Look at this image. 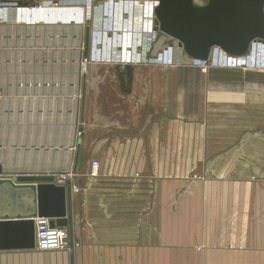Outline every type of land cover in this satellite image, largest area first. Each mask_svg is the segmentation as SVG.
Segmentation results:
<instances>
[{
  "label": "crops",
  "instance_id": "0c3cea01",
  "mask_svg": "<svg viewBox=\"0 0 264 264\" xmlns=\"http://www.w3.org/2000/svg\"><path fill=\"white\" fill-rule=\"evenodd\" d=\"M52 1L0 0L1 157L71 174V249L0 250V264H264V68L104 62L143 56L102 11L112 0ZM14 5L50 9L28 24ZM94 8L107 24L87 64L69 27Z\"/></svg>",
  "mask_w": 264,
  "mask_h": 264
},
{
  "label": "water",
  "instance_id": "95a60500",
  "mask_svg": "<svg viewBox=\"0 0 264 264\" xmlns=\"http://www.w3.org/2000/svg\"><path fill=\"white\" fill-rule=\"evenodd\" d=\"M155 1L151 25L155 34L145 44L148 49L136 44V48L130 47V52L138 49L142 55L150 57L174 46L175 42L186 54L198 59H208L215 50L245 56L254 46L264 49V0H208L206 4L197 0ZM70 25L76 33L85 30L84 56L90 58V26L85 25L84 29L82 24ZM87 69L85 66V75ZM1 116L4 114L0 107ZM11 121L14 120L0 119V134L4 124H12ZM74 121L72 119V125ZM82 130L83 127H79V131ZM2 142L0 138V250L35 248V217H50L53 226L69 224L71 188L56 182L57 176L63 173L61 170L8 167L1 157ZM79 147L78 139L77 149Z\"/></svg>",
  "mask_w": 264,
  "mask_h": 264
},
{
  "label": "built area",
  "instance_id": "2783aa9c",
  "mask_svg": "<svg viewBox=\"0 0 264 264\" xmlns=\"http://www.w3.org/2000/svg\"><path fill=\"white\" fill-rule=\"evenodd\" d=\"M55 1L49 0L47 2V6H53ZM156 5V1L152 0V14L147 13V22L146 25L149 26L150 34L153 36L155 31L151 29L152 20H153V10ZM42 5L36 6H17L14 5V10L19 15V17L27 22L28 24H36L38 23L39 11L43 9H50V8H43ZM140 31V29H139ZM175 42L174 46H170L166 50H162L158 56H150V57H135L131 61L124 62L127 63H143V62H155L162 65H198L202 68V70L207 71L212 66H221V67H238V68H264V53L258 49L256 50L251 49L252 57H244V56H232L226 54L220 50L219 54H216L215 51L208 59H198L195 57H191L185 53V51L178 47ZM257 48V46H254ZM260 51V52H259ZM101 60V59H96ZM104 62H119L117 59L113 58H102ZM93 61V59L86 58L85 63L89 64ZM93 168L96 171L98 168V164L94 163ZM71 174H61L57 176L56 182L60 185H67V181ZM75 191H80L79 188H75ZM52 218L45 217V216H38L34 218L35 222V229H36V247L39 250H63L68 251L71 249L70 243V233L69 229L65 226H53L51 224Z\"/></svg>",
  "mask_w": 264,
  "mask_h": 264
},
{
  "label": "rangeland",
  "instance_id": "374dc122",
  "mask_svg": "<svg viewBox=\"0 0 264 264\" xmlns=\"http://www.w3.org/2000/svg\"><path fill=\"white\" fill-rule=\"evenodd\" d=\"M197 2L200 4H206L208 2V0H197ZM140 5H141L140 0H115V1L112 0V1H108L107 4L103 6L102 11H106V12L108 11L107 13L110 15L108 17V19H110V18L112 19L111 24L113 25V28L115 26V27H118V29L123 28L122 31L125 33L131 32L132 35L133 34L134 35L132 37H131V35H128V36H130L132 42L134 44L137 43V44L141 45V42H140L141 40H139L140 39V31L142 30V34L144 33L143 32L144 27L141 24L144 20V19H142V15H143V13L152 14V9H153L152 0H145V3L142 6H140ZM117 9H120L122 11L123 10L126 11L128 13V18H130V20H131V16H132L133 20L135 19L133 24H130V25L128 24V26L124 28L125 23H127V22L129 23V21L126 19H122L121 21H118L117 12H116ZM100 11H101L100 8L99 9L94 8L91 21L89 23L84 24V29H85V25H89L90 29H91L90 30V44H92L94 42V40L97 36L98 26L99 27L104 26V23L107 22V20H104L100 17ZM136 17H139L140 19H137ZM145 23H146V21L143 24H145ZM111 24L108 23L107 29L110 28ZM113 28H112V30L114 31ZM139 29H140V31H139ZM72 31L76 32L74 29H72ZM83 31H85V30L82 29L81 33H83ZM143 36H142V38H143ZM150 38H151V34H150V29H149L148 33H146V35L144 36L145 42H149ZM123 40L128 41V38H124ZM105 41L108 44H111V43L113 44V42L115 43V40L112 39V36L105 38ZM127 45H129V43H127ZM71 46H73V45H71ZM132 46L135 47V45H132ZM129 48H128V51L130 50ZM259 49L262 52H264L263 48L260 47ZM90 55H91V51H90ZM97 55H98L97 53H92V56H89V57H91V59H93V58H96ZM244 57H246V58L252 57L251 50ZM109 58L111 59V57H109ZM112 58L115 59L114 57H112ZM114 64L117 66H121L122 64H125V63L122 61H119V62H114ZM70 65H71L72 70L73 69L78 70V69H82L84 64L80 63V56L78 57V56L73 55V56H71ZM87 67H89V66H87ZM88 71H89V69H87V72H86L87 75H88ZM74 76L76 77V80L78 81L77 75H74Z\"/></svg>",
  "mask_w": 264,
  "mask_h": 264
},
{
  "label": "bare ground",
  "instance_id": "6f19581e",
  "mask_svg": "<svg viewBox=\"0 0 264 264\" xmlns=\"http://www.w3.org/2000/svg\"><path fill=\"white\" fill-rule=\"evenodd\" d=\"M141 1V0H140ZM143 1H145V0H143ZM87 23V22H86ZM82 24V23H81ZM85 23H83V25H84ZM107 31V35L108 36H112V33H113V30L112 29H109V30H106ZM110 32V33H109ZM122 33V32H121ZM152 38V37H151ZM150 41V40H149ZM149 43V42H148ZM101 45H103L102 43H101ZM149 47H150V45H149ZM119 48V52L120 51H123L122 49H123V47L122 46H119L118 47ZM129 48V47H128ZM128 48H126V51L129 53V55H131V54H133V52H129L128 51ZM130 49V48H129ZM148 49V48H147ZM143 50V49H142ZM136 51L138 52V53H140V54H142L141 52H139L138 51V49H136ZM135 57H144V55L143 56H140V55H136V56H131L130 58H127V57H123V58H120V57H114L115 59H117L118 61H122V62H127V61H131L133 58H135Z\"/></svg>",
  "mask_w": 264,
  "mask_h": 264
}]
</instances>
